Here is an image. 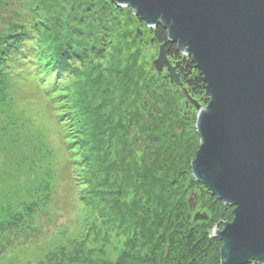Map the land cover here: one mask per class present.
<instances>
[{
	"label": "trees",
	"instance_id": "obj_1",
	"mask_svg": "<svg viewBox=\"0 0 264 264\" xmlns=\"http://www.w3.org/2000/svg\"><path fill=\"white\" fill-rule=\"evenodd\" d=\"M2 5L0 147L11 152L14 145L23 148L16 171H39V183L27 188V199L0 192V255L41 237L44 223L52 220L60 178L79 185L76 166L84 175L83 202L99 213V223L128 236L115 262L84 263L219 264L222 242L207 232L212 217L194 221L189 199L196 195L197 207L207 195L223 209L230 207L191 176L193 142L190 146L185 132L173 130L174 120L182 124L174 113L177 92L185 101L183 89L205 105L209 100L191 59L167 42L161 26L148 28L111 0H2ZM125 14L150 32V42L165 44L181 87L167 69L138 68L120 55L117 42L129 43ZM22 87L44 98L60 142L57 149L47 143L44 123L23 133L28 121L18 123L13 111V93ZM69 121L72 127L66 129ZM193 136L198 137L195 130L191 141ZM59 154L66 168L60 178ZM91 224L86 216L85 227Z\"/></svg>",
	"mask_w": 264,
	"mask_h": 264
},
{
	"label": "water",
	"instance_id": "obj_2",
	"mask_svg": "<svg viewBox=\"0 0 264 264\" xmlns=\"http://www.w3.org/2000/svg\"><path fill=\"white\" fill-rule=\"evenodd\" d=\"M128 7L148 28L161 26L167 42L199 71L208 103L197 110L199 146L190 160L193 178L232 208L216 224L219 264H264V0H111ZM153 65L166 67L181 86L165 44ZM197 196L189 199L195 211ZM195 212L193 220H206Z\"/></svg>",
	"mask_w": 264,
	"mask_h": 264
},
{
	"label": "rangeland",
	"instance_id": "obj_3",
	"mask_svg": "<svg viewBox=\"0 0 264 264\" xmlns=\"http://www.w3.org/2000/svg\"><path fill=\"white\" fill-rule=\"evenodd\" d=\"M0 7H3L2 0H0ZM127 9L128 7L125 8V10ZM124 16H126L124 22L126 24L125 36L126 39L129 37V43L124 40L118 45L117 42L120 55L123 58L128 57V60L138 68H153L157 72L153 62L157 59L159 47L150 42L152 36L145 27L138 26L127 14ZM3 21V15H0V30L6 28V25L2 24ZM169 62L173 66L172 61L170 60ZM166 69L164 67L163 72ZM173 94L175 93L173 92ZM177 95L179 96L178 92ZM178 96L176 98L174 113H177V118L182 124L180 125L179 122L174 120L173 130L176 134H183L185 132L187 134L185 136L192 139L197 110L186 97H184L185 101L183 97L180 99ZM193 99L200 107L206 106L200 97L195 96ZM13 102L14 115L17 119L20 118L18 123H21L20 120L28 121L23 133L29 135L32 132L31 128L33 125L44 123L49 130L46 141L49 144H56L57 149L60 142L57 140L52 123L48 121L50 114L47 112L48 109L43 107L44 98L30 93V91L22 87V89L15 90L13 93ZM167 105L172 107V104L170 105L169 102ZM159 107L161 108L162 106ZM66 119V116L62 118V120ZM65 125L66 129H71L72 122L69 121ZM196 137L194 138L193 136L192 141L190 139V144L193 142L190 160L194 159V153L199 146V136ZM5 141L7 140L5 139ZM22 152L23 148L15 145L13 146V152L9 151L6 146L0 147V192L12 198H14V194H17L27 199V188H36L39 183V171L22 169L20 175L17 173L15 167L17 160L15 159H18ZM59 156L61 159L59 158L56 166L58 177L64 169L66 173L64 158L60 154ZM71 157L74 159V155ZM190 160L188 162L189 173H191ZM74 172L76 175L78 174L79 179V185L75 187L69 180H62L59 177L60 180L55 186L56 198L51 206L52 220L44 223V231H42L41 237L33 242L8 249L0 255V264H60V262L66 264V262L71 260L72 264H86L84 260L95 262L97 259H103L115 262L121 257L122 251L127 248L126 241L128 236L126 233L113 227V225H109L103 221L99 223L97 217L99 213H95V208L88 202H83L81 198V195L85 193L83 190L84 185H82L84 175L76 166ZM187 196L189 198L191 194ZM206 196L203 195L201 197L200 203L195 210L206 215L208 214L207 218L208 216L212 217L207 227V232L212 236V230L216 224H218L219 229H222L223 222H230L233 219L232 208L223 209L219 202H215L212 198L208 199ZM191 214L194 217L195 211ZM86 216L92 222L87 227L84 225ZM61 247H63L62 250Z\"/></svg>",
	"mask_w": 264,
	"mask_h": 264
}]
</instances>
